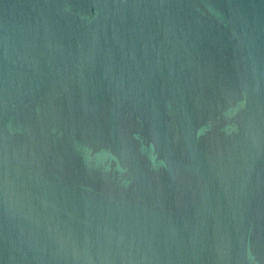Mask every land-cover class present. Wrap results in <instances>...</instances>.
<instances>
[{"label":"water","instance_id":"1","mask_svg":"<svg viewBox=\"0 0 264 264\" xmlns=\"http://www.w3.org/2000/svg\"><path fill=\"white\" fill-rule=\"evenodd\" d=\"M0 264H264V0H0Z\"/></svg>","mask_w":264,"mask_h":264}]
</instances>
